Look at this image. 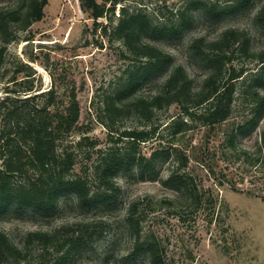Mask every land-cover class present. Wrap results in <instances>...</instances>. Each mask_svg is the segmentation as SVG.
Here are the masks:
<instances>
[{
    "label": "rangeland",
    "instance_id": "obj_1",
    "mask_svg": "<svg viewBox=\"0 0 264 264\" xmlns=\"http://www.w3.org/2000/svg\"><path fill=\"white\" fill-rule=\"evenodd\" d=\"M201 1L212 3L214 0ZM14 2L0 0V8ZM191 2L125 0L116 4L114 12L107 10L105 16L98 18L100 25L96 27L94 19L82 10L80 0H48L44 18L26 30L17 31L15 39L5 45L6 57L0 66V98L6 95L8 84L13 86L11 78L22 66L36 72L34 82L41 91L49 89L54 82L60 96L66 98L75 88L81 115L79 128L68 143L75 148L82 136H88L90 140L76 151V171L93 167L100 158L99 150L111 145L107 129L98 119L97 102L125 78L126 70L145 60L144 57L137 59L114 33L123 7L129 12L146 14L154 24L173 29L183 22L178 33H148L144 42L172 54V66L182 65L194 88L202 84L209 72L208 66L190 48L196 38L211 40L227 28H240L248 32L251 50L264 51V27L256 19L264 0H251L245 9L218 19L196 8L182 20L178 11ZM111 6L107 3L106 8ZM234 64L238 69L243 68V74L235 82V101L229 119L217 127L209 142L202 126L182 135V144L191 155L186 170L204 194L200 207H178V191L168 181L176 166L167 159L159 162L155 171L145 178L136 169L122 170L116 177L120 193L107 206L88 209L70 195L62 199L52 216L12 218L0 221V229L23 246L28 231H52L64 224L100 219L99 230L104 235L91 247L66 254L63 264H150L143 253L133 256L136 241L129 230L127 210L136 202L135 215L143 238L161 241L169 264H264V114L254 128L237 137L236 150L227 147L228 135L253 117L256 104L253 91L264 95V75L260 79L255 76L262 64L257 57L242 54L238 47H235ZM167 74L168 71L156 73L140 87L141 91L153 93ZM179 118L189 120L177 104L157 110L153 117L156 139L143 144L142 151L149 155L154 148L167 145L170 136L166 125ZM136 125L142 126L134 115L119 122L122 129ZM94 140L96 145L91 144ZM207 150L212 152L215 174L196 159ZM27 249V258L18 264H38L40 260L41 264H51L66 248L63 251L50 248L44 253L37 242H31Z\"/></svg>",
    "mask_w": 264,
    "mask_h": 264
},
{
    "label": "trees",
    "instance_id": "obj_2",
    "mask_svg": "<svg viewBox=\"0 0 264 264\" xmlns=\"http://www.w3.org/2000/svg\"><path fill=\"white\" fill-rule=\"evenodd\" d=\"M122 1L125 0H104L102 3L80 0V6L94 19L97 27L100 25L98 18L105 16L107 10L114 12L116 4ZM107 3L112 5L108 9ZM250 3L251 0H224L223 4L220 0L212 3L192 0L178 14L183 20L191 16L194 9L200 8L218 19L239 12ZM47 4L48 0H15L12 5L0 8V66L6 57V43L15 39L17 31L26 30L35 21H41ZM256 19L264 27V4L257 11ZM181 25L183 22L173 29L154 24L146 14L129 12L123 7L114 33L123 39L137 59L144 57L145 60L126 70L125 78L115 89L98 100V119L106 127L111 145L99 150L98 162L81 172L76 171V151L90 139L82 136L75 144L76 149L68 143L69 137L79 128L81 115L75 88L66 98L60 96L54 82L49 89L41 91L42 88L35 85L36 72L31 67L17 68L10 81L13 86L8 84L6 95L0 98V221L32 215L52 216L58 211L62 199L70 195L88 209L107 206L120 193L116 177L122 170L136 169L145 178L146 174L155 171L159 162L167 159L176 166L168 181L178 191V207H200L204 203L203 192L186 170L191 155L187 153V146L182 144V135L202 126L207 142L210 141L217 127L232 114L235 82L243 74V68L238 69L234 64L235 47L242 54L257 57L262 64L255 75L258 79L264 75V51L251 50L250 36L240 28H227L211 40L196 38L190 48L208 66L209 72L202 84L194 88L187 70L180 64L172 66V54L144 42L148 33H178ZM163 71H168V74L157 90L151 94L141 91L144 83ZM253 95L256 102L252 109L254 115L228 135L227 147L230 149L236 150L237 137L248 128H254L264 114V95L257 91H253ZM173 104H177L189 120L172 119L166 125L170 136L167 145L145 154L142 145L156 139L157 127L153 124L156 111ZM130 115L137 117L142 126L120 128L119 122ZM91 144L96 145L97 140ZM211 153L207 150L196 159L209 166L208 172L215 174ZM137 205L132 202L127 210L129 230L136 241L133 256L139 252L149 258L150 264H169L162 242L143 238L135 215ZM101 223L97 219L64 224L52 231H28L23 246L0 229V264L21 263L28 256L27 245L31 242H37L44 253L50 248L56 251L66 248L51 263L63 264L69 254L91 247L98 237L104 235L99 230Z\"/></svg>",
    "mask_w": 264,
    "mask_h": 264
}]
</instances>
